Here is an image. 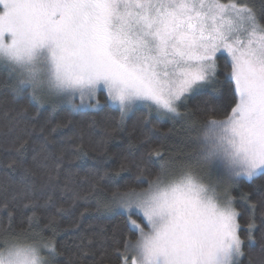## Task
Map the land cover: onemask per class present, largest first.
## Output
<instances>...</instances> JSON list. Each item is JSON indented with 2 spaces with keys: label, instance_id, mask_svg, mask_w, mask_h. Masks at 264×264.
Instances as JSON below:
<instances>
[{
  "label": "snow or ice",
  "instance_id": "obj_1",
  "mask_svg": "<svg viewBox=\"0 0 264 264\" xmlns=\"http://www.w3.org/2000/svg\"><path fill=\"white\" fill-rule=\"evenodd\" d=\"M0 75L14 97L34 108L116 113L108 116L113 131L142 111L145 138L134 181L117 185L108 172L90 169L83 188L50 146L55 129L44 135L40 125L36 135L26 124L8 163L20 179L0 189V264H60L58 217L68 201L119 217L123 229L85 232L67 264H85L84 257L95 256L93 244L99 264L109 253L110 264H242L245 244L256 243V204L242 231L233 192L242 178L264 176V5L0 0ZM221 76L226 97L206 91ZM190 100L203 107L204 119L183 126L187 151L166 155L160 124L183 120ZM22 121H9V131ZM29 142L35 145L30 158ZM259 254L264 264V230Z\"/></svg>",
  "mask_w": 264,
  "mask_h": 264
},
{
  "label": "trees",
  "instance_id": "obj_2",
  "mask_svg": "<svg viewBox=\"0 0 264 264\" xmlns=\"http://www.w3.org/2000/svg\"><path fill=\"white\" fill-rule=\"evenodd\" d=\"M254 3L259 10L264 5V0H249ZM223 66V60L220 61ZM216 97L227 96V89L224 85L223 76L213 87L209 86L206 90ZM103 101V97H101ZM66 107V106H62ZM38 108V112H37ZM34 108L32 104L25 100L16 98L11 93V88L4 82L0 75V189L11 181H18L21 176L19 169L8 167L10 159L15 155L12 141L17 135L22 134L21 129L27 124L29 128L36 127V135H40V125H44V135H49L48 129L54 128L55 131L49 135L50 146L57 156L63 157V167L65 170L71 169L75 173L74 183L83 185L87 188L86 173L90 169L99 170L101 174L108 172L114 184L123 185L125 181H134L136 178L135 164L140 162L143 152L142 141L145 139L138 124V118L143 114L137 111L135 115H130L124 126L113 131V121L106 112H86L81 114H70L68 111L57 109L54 113L50 105ZM187 113L188 120L201 121L204 119L203 107L197 108L194 101H189L183 109ZM23 116V121L19 128L9 131V121ZM54 121V122H53ZM48 122V123H45ZM59 125V126H57ZM177 126L170 120H164L160 124V131L157 135L163 140L165 154L176 152L179 149L177 142ZM106 133H111L106 136ZM105 139L103 148L99 147L101 139ZM35 145L29 142L27 150L29 158L32 148ZM76 152L77 156L72 154ZM83 153L82 158H78ZM146 160L155 161V157H145ZM129 161L128 166L120 171L121 163ZM150 171L158 170V165H148ZM119 172L117 175L116 173ZM87 179H94L88 177ZM56 197L59 199L63 193L57 189ZM238 197L236 206L241 212L240 224L242 231L246 230L247 221L251 214V204H256L255 219L257 228L255 230L256 243L244 246L245 256L242 264H260V235L264 230L262 220H264V207L261 206V198H264V176L254 178L253 181L241 179L238 188L233 192ZM244 197V198H240ZM67 201V197H65ZM70 201L65 203L68 209L62 217H58L60 233L57 236V248L61 255L58 257L60 264H67L70 258H74L78 253L77 245L80 243L79 237L85 232L100 231L105 229L111 233L114 229L119 234L123 229V223L119 217L112 214H101L95 211L91 204L85 205L82 201L76 207L70 206ZM83 213V216H81ZM41 222L43 223V217ZM17 227L20 226V217L17 216ZM86 243V242H85ZM95 252V256L84 257L85 264H99L100 249L97 245L90 246ZM111 253L106 258L104 264H110Z\"/></svg>",
  "mask_w": 264,
  "mask_h": 264
},
{
  "label": "rangeland",
  "instance_id": "obj_3",
  "mask_svg": "<svg viewBox=\"0 0 264 264\" xmlns=\"http://www.w3.org/2000/svg\"><path fill=\"white\" fill-rule=\"evenodd\" d=\"M181 111H182V113H185V111L183 109ZM170 121H172V120H170ZM172 122H173V124H176V126H177V130H176L177 136L176 137H177V142H179L178 143L179 149H177L176 152L178 150L187 151L188 148L186 147L185 142L183 140V138L186 136V133L184 132L183 126L185 125L186 122H191V120H188L187 115H186L183 120H178V122H174V121H172ZM206 179H207V177H206Z\"/></svg>",
  "mask_w": 264,
  "mask_h": 264
}]
</instances>
